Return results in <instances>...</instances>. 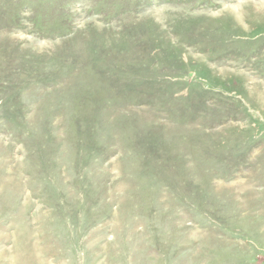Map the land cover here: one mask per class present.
<instances>
[{
	"label": "rangeland",
	"instance_id": "rangeland-1",
	"mask_svg": "<svg viewBox=\"0 0 264 264\" xmlns=\"http://www.w3.org/2000/svg\"><path fill=\"white\" fill-rule=\"evenodd\" d=\"M0 264H264V0H0Z\"/></svg>",
	"mask_w": 264,
	"mask_h": 264
}]
</instances>
